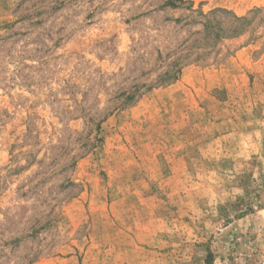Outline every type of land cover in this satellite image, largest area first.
Returning a JSON list of instances; mask_svg holds the SVG:
<instances>
[{"label": "rangeland", "instance_id": "obj_1", "mask_svg": "<svg viewBox=\"0 0 264 264\" xmlns=\"http://www.w3.org/2000/svg\"><path fill=\"white\" fill-rule=\"evenodd\" d=\"M169 1L0 0V264H264V0Z\"/></svg>", "mask_w": 264, "mask_h": 264}, {"label": "trees", "instance_id": "obj_2", "mask_svg": "<svg viewBox=\"0 0 264 264\" xmlns=\"http://www.w3.org/2000/svg\"><path fill=\"white\" fill-rule=\"evenodd\" d=\"M168 5L175 6V2L173 0H170ZM233 20L236 22V24H243L246 21V17L244 16H238L235 13L231 12Z\"/></svg>", "mask_w": 264, "mask_h": 264}]
</instances>
